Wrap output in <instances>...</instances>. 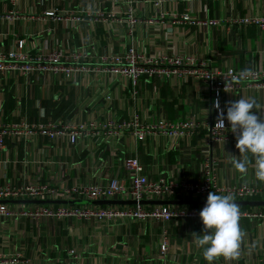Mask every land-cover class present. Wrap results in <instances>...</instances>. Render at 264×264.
<instances>
[{
	"label": "crops",
	"instance_id": "0c3cea01",
	"mask_svg": "<svg viewBox=\"0 0 264 264\" xmlns=\"http://www.w3.org/2000/svg\"><path fill=\"white\" fill-rule=\"evenodd\" d=\"M51 11L53 16L48 15ZM262 17L264 0H0V52L19 51L23 42V52L30 56L61 51L72 64L76 63L73 54H81L80 64L90 69L70 77L53 71L0 74V128L49 121H98L106 126L135 116L145 125L194 119L199 123L182 136L156 129L143 139L127 130L112 138L103 127L77 144L67 137L51 140L38 131L3 135L0 185L105 186L114 177L127 178L123 162L137 158L155 181L203 178L211 161L219 185L264 189V181L255 177L254 160L246 173L233 166L234 159L251 155L240 154L236 138L208 142L217 112L203 83L143 76L133 86L124 76L106 70L112 56L131 48L146 56L192 57L216 68L264 70V28L239 22ZM241 97H254L264 107V86L224 90L222 108ZM205 108L211 109L208 117ZM259 112L264 113V108ZM247 200L250 203L239 205L240 211L264 209L262 196ZM239 223L240 255L220 256L212 264H264V216L241 215ZM203 227L200 216L145 221L6 216L0 222V264H207L195 243Z\"/></svg>",
	"mask_w": 264,
	"mask_h": 264
},
{
	"label": "built area",
	"instance_id": "2783aa9c",
	"mask_svg": "<svg viewBox=\"0 0 264 264\" xmlns=\"http://www.w3.org/2000/svg\"><path fill=\"white\" fill-rule=\"evenodd\" d=\"M17 2L19 0H13ZM131 13L130 22L134 23V15ZM54 11L48 13L53 16ZM61 18V17H57ZM185 19L188 17L184 16ZM217 22V21H215ZM239 22L246 24H257L264 28V17L244 18ZM24 43L20 42L19 51L0 52V74H7L11 71H22L25 73L53 71L61 72L70 77L76 71L90 70L80 64L81 54H73L76 63L69 64L67 58L61 51H53L47 55L30 56L23 52ZM112 63L106 70L124 76L133 86H137L143 76L148 79L155 76L180 77L182 80L193 78L203 83L211 95L212 101L217 97L221 103V94L224 90H237L243 86H264V70H237L234 68L211 67L207 62H196L192 57L181 55L168 56L161 53L158 56H146L134 48L129 49L121 55L112 56ZM222 107V105H221ZM216 110V109H215ZM217 112V110H216ZM216 122V121H215ZM194 119L188 122L161 121L157 125L142 124L138 116L127 121L117 123L110 121L103 126L98 121L82 123H64L61 121H49L43 125L27 124L22 122L17 125H2L0 128V147H3V135H18L24 132H39L49 136L51 140L67 137L71 144H77L84 136L107 128L112 138H117L119 130H127L138 138L143 139L148 132L162 129L172 136H182L188 131L198 127ZM226 127H229L225 121ZM235 134L228 128L216 129L215 123L209 127L207 134L208 142L222 139H233ZM123 169L128 177H114L105 186L83 185L68 187H52L49 185L26 184L14 186L10 183L0 185V222L6 216L28 215L33 218L41 216H86L95 218H117L124 217L133 220L145 221L149 218L171 220L175 217L200 216L199 213L205 206L180 208L164 204H142L144 200L166 201L179 197L182 200H207L209 192H216L220 195L232 194L235 200H247L253 196L264 198V189L255 186H221L217 183L213 173L212 162L207 161L203 178L196 180H152L146 174L145 166L137 158H128L123 162ZM128 179V180H127ZM45 200V199H87V200H134L136 204L109 205L100 207L96 205H41L26 207L23 204L6 203V200ZM241 215L264 216V209L258 207L254 210L240 211ZM166 245L163 246L165 250Z\"/></svg>",
	"mask_w": 264,
	"mask_h": 264
},
{
	"label": "clouds",
	"instance_id": "9594fccd",
	"mask_svg": "<svg viewBox=\"0 0 264 264\" xmlns=\"http://www.w3.org/2000/svg\"><path fill=\"white\" fill-rule=\"evenodd\" d=\"M212 107L217 110L215 130L228 128L235 134L236 147L240 159L232 161L233 166L241 173H246L254 160L255 177L264 181V113L256 98H239L226 102L221 107L219 98L213 101ZM206 109L208 117L211 109ZM229 127H226L225 121ZM203 223V233L198 234L196 246L203 251L207 264L223 256L225 259L240 255L242 231L240 227V208L232 194L220 195L209 192L205 206L199 213Z\"/></svg>",
	"mask_w": 264,
	"mask_h": 264
},
{
	"label": "water",
	"instance_id": "95a60500",
	"mask_svg": "<svg viewBox=\"0 0 264 264\" xmlns=\"http://www.w3.org/2000/svg\"><path fill=\"white\" fill-rule=\"evenodd\" d=\"M207 200H180L179 198L177 200H166V201H148L144 200L141 203L142 204H148V203H155V204H164V205H205ZM6 203H18V204H47V203H77V204H136V201L134 200H32V199H26V200H6ZM238 205H243V204H249L250 201L248 200H236Z\"/></svg>",
	"mask_w": 264,
	"mask_h": 264
},
{
	"label": "trees",
	"instance_id": "16d2710c",
	"mask_svg": "<svg viewBox=\"0 0 264 264\" xmlns=\"http://www.w3.org/2000/svg\"><path fill=\"white\" fill-rule=\"evenodd\" d=\"M67 205H76V204H67ZM82 205V204H81Z\"/></svg>",
	"mask_w": 264,
	"mask_h": 264
}]
</instances>
